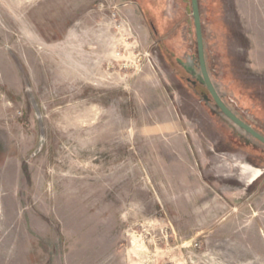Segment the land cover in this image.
<instances>
[{"label":"rangeland","instance_id":"374dc122","mask_svg":"<svg viewBox=\"0 0 264 264\" xmlns=\"http://www.w3.org/2000/svg\"><path fill=\"white\" fill-rule=\"evenodd\" d=\"M199 7L264 135V0ZM206 95L192 0H0V264H264V144Z\"/></svg>","mask_w":264,"mask_h":264},{"label":"water","instance_id":"95a60500","mask_svg":"<svg viewBox=\"0 0 264 264\" xmlns=\"http://www.w3.org/2000/svg\"><path fill=\"white\" fill-rule=\"evenodd\" d=\"M193 17L195 22L197 46H198V59L200 63L201 72L204 79V84L210 92L211 98L217 104L220 111L231 120L236 126L244 130L246 133L256 138L258 141L264 144V135L257 131L253 126L245 122L239 117L221 98L219 95L208 71L207 60L205 55V45L203 36V27L201 21L199 0H192ZM206 99H210L209 96H205Z\"/></svg>","mask_w":264,"mask_h":264},{"label":"flooded vegetation","instance_id":"af4514ba","mask_svg":"<svg viewBox=\"0 0 264 264\" xmlns=\"http://www.w3.org/2000/svg\"><path fill=\"white\" fill-rule=\"evenodd\" d=\"M209 94H210V92H209ZM212 98H211V95H210V99L209 100H211Z\"/></svg>","mask_w":264,"mask_h":264},{"label":"trees","instance_id":"16d2710c","mask_svg":"<svg viewBox=\"0 0 264 264\" xmlns=\"http://www.w3.org/2000/svg\"><path fill=\"white\" fill-rule=\"evenodd\" d=\"M209 92V91H208Z\"/></svg>","mask_w":264,"mask_h":264}]
</instances>
